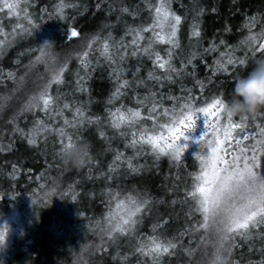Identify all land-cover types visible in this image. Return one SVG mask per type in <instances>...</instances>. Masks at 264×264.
<instances>
[{
    "label": "trees",
    "instance_id": "trees-1",
    "mask_svg": "<svg viewBox=\"0 0 264 264\" xmlns=\"http://www.w3.org/2000/svg\"><path fill=\"white\" fill-rule=\"evenodd\" d=\"M60 3L61 0H20L17 9L19 16H10L9 10L2 7L3 0H0V29L9 34L13 29L20 32L14 43L0 55V77H3L0 79V101L4 96L10 97L7 107L0 110V146H3V150H0V216L5 218L15 212L18 225L24 212H28L32 221L29 223L30 229L33 228V232H27V235L17 228L14 234L13 231L9 235L6 244L0 246V264H146L150 258L132 254L135 239L122 237L117 244L102 245L101 235L95 227L96 221L104 220L110 204L115 210L116 192L120 193V199L131 193L133 196L146 195L152 201L150 211L143 213L138 233L144 238L154 234L162 238H175L177 248L173 254L165 255L162 264H203L213 249L210 244L205 246L202 243L203 229L193 231L200 214H189L192 201L187 196L200 170L199 160L195 156L200 148L185 150L181 159L175 161L167 155L157 158L150 146H146L145 152L133 160L134 164L143 166L139 171L131 172L125 159L119 162L115 173L109 174L116 150L124 153L125 157H132L135 150L128 147L127 140L119 135V131L127 129L118 131L109 124L108 109L114 110L121 105L137 107V96L143 97L149 90L155 91L158 99L164 97V107L177 103L168 97L189 95L187 89H191L198 106H203L206 101L210 103L214 96L228 98L234 77L246 74L257 59L264 58V53L247 52L246 64L231 66L228 73L213 72V66L220 53L229 50L226 46L238 45L247 35V29L243 28L246 18L264 14V0H172L173 9L185 17L180 31L181 48L176 50L173 60L175 66L182 67L181 60L188 56L194 46L202 56L193 62L194 68L188 65L187 73L174 76L172 81H163L162 87L160 83L147 80L148 72L154 70L150 58L129 56L123 64L126 69L124 79H143L147 87L133 82L126 94L111 105L108 99L115 91L116 81L109 63L100 55L99 45H94L90 53V68H83L76 54L83 51L85 40L96 34L104 36L109 31L117 41L124 37L127 44L132 37L125 36V22L133 26L150 22L149 12L143 0H64L66 5L75 6L64 8L63 19L50 18ZM121 7H128L130 11L139 12V15L121 13ZM199 8L205 11L200 17L201 38L197 45V38L190 37V26ZM26 16L39 25L31 35L17 28L18 25L29 26ZM105 25L111 27L105 28ZM226 27L231 31H225ZM72 28L80 36L71 37ZM259 28L257 25L254 30L259 31ZM221 40L226 44H220ZM213 42L218 49L205 53L204 49L210 48ZM46 43H50L46 51L49 56H56L57 66L65 60L69 61L64 83L53 84L51 94L58 97L59 105L67 101L72 107L64 110L63 117L49 119L43 111L37 110L25 113L17 122L25 131L37 119H43L58 129L64 127V117L73 120L78 104L85 108L88 116L100 117L98 124L86 123L75 128L69 125L66 128L73 141L91 144L92 159L81 168H70L63 164L59 155L62 145L58 133H49L46 142L41 136L36 145H30L26 138L14 131L16 124L12 121L15 113L50 78L48 66L36 62V57L41 55L39 49ZM166 47L160 45L157 50L164 55ZM245 54V48H236L237 57H244ZM155 71L157 75L163 73V70ZM9 72L17 78L25 77L24 81H13L8 78ZM77 72L81 76L88 73L83 92L76 91ZM198 80L204 83L203 91L197 84ZM144 114L147 115L146 109ZM258 119L264 123V118ZM145 124L150 128L152 122L145 121ZM254 130L250 128V131ZM101 131L106 135L101 136ZM64 140L67 142V137ZM158 223L160 227L157 233H153V225ZM185 249L193 250L192 254ZM124 256H127V261L121 258ZM262 260L264 240L256 237L252 241H245L237 237L232 264H260Z\"/></svg>",
    "mask_w": 264,
    "mask_h": 264
},
{
    "label": "snow or ice",
    "instance_id": "snow-or-ice-1",
    "mask_svg": "<svg viewBox=\"0 0 264 264\" xmlns=\"http://www.w3.org/2000/svg\"><path fill=\"white\" fill-rule=\"evenodd\" d=\"M143 2L149 12L150 22H141L135 26L125 22V36L132 37L130 42L126 44L124 37L117 41L109 31L104 36L96 34L85 40L83 51L76 54L82 67L90 68V53L94 45H99L100 55L109 63L112 76L116 81L115 91L108 99L110 105L125 95L133 82L147 87L143 79L135 81L124 79L126 69L123 64L129 56L150 58L154 70L148 72L147 80L160 83L161 87L163 81H172L174 76L179 77L182 73H187L188 65L194 68L193 62L197 57L202 56V53L194 46L188 56L181 60L182 67L177 68L173 60L176 50L181 48L180 31L185 17L173 9L172 0H143ZM69 6L74 7L75 5H66L64 0H61L60 5L50 14V18L63 19L64 8ZM2 7L9 10L10 16H19L17 9L20 7V0H12V2L3 0ZM97 7H100L99 3ZM204 11L203 8L196 11L190 26V37L197 38V45L201 38L200 17L203 16ZM120 12L130 13L132 16L139 15V12L130 11L128 7H121ZM25 18L29 26L18 25L17 28L21 29L24 34L31 35L39 25L35 24L30 17ZM257 25L260 26L259 31L254 30ZM109 27L111 26L105 25V28ZM243 28L247 29V35L238 45L226 46L229 50L220 53L213 66V72L228 73L231 66L245 65L247 52L264 53V14L258 13L256 16L247 17ZM225 31H231V29L226 27ZM19 35L20 32L17 29H13L11 34L0 29V55L4 54L6 47L14 43ZM70 35L78 37L80 33L72 28ZM220 44H226V42L221 40ZM160 45L167 46L164 55L157 50ZM49 46L50 43H46L43 48L39 49L41 55L36 57V62H43L48 66L50 78L43 88L31 95L15 113L12 122L16 124L14 131L26 138L30 145H36L41 136L46 142L48 134L56 132L61 137L60 143L63 148L71 146L73 142L72 136L66 132L69 125L75 128L86 123L98 124L100 117L88 116L85 108L78 104L74 109L73 120L69 121L67 117H64V127L58 129L53 128L43 119H37L33 126L25 131L19 127L17 122L20 116L37 110L43 111L49 119H54L56 116L63 117L64 110L72 107L67 101L59 105L58 97L51 94L53 84L64 83V73L69 61L65 60L57 66L56 56H49L46 51ZM239 47L245 48L244 57L235 55V50ZM217 49L218 45L213 42L210 48L204 49V52ZM155 70H163V73L157 75ZM136 72H139V68ZM7 75L8 78L18 83H22L25 79L23 76L17 78L12 72ZM76 75V91L83 92L88 73L81 76L77 72ZM238 76L239 74L236 77ZM197 84L203 91L204 83L198 80ZM186 91L189 95L185 97H168V99L177 101L171 107H164L162 103L164 97L158 99V94L149 90L143 97L137 96V107L121 105L114 110L108 109L109 124L118 131L126 128L127 131H119V135L127 140L128 147L135 150L132 157H125L124 153L116 150L113 163L109 166V174L115 173L117 167L120 166L119 162L125 159L127 168L131 172L139 171L143 166L134 164L133 160L145 152L146 146H150L157 158L167 155L179 161L189 147V144L184 141L194 138L189 134L197 129L198 121L203 118L205 131L196 138L200 150L195 154L199 160L200 170L195 175L192 188L187 191V196L192 201L189 214L194 212L200 214V219L193 231L203 229L202 243L205 246L210 244L216 253H219L225 239L230 241L232 252L236 247L237 237L245 241H252L256 237L264 240V171L260 170L261 160L264 159V123L258 119L264 116L253 120L241 118L234 120L232 116L225 114L224 99L221 96H214L210 103L206 101L203 106H198L196 97L191 94V89ZM9 99V96L2 98L0 110L7 107ZM145 109L147 110L146 116ZM162 118L163 123H161ZM145 121L152 122L150 128L146 126ZM250 128L255 130L250 131ZM100 135L105 136L106 134L101 131ZM65 137H67V142L64 140ZM245 141L248 143L245 144ZM0 150H3V146H0ZM108 178L110 179L111 175ZM109 195H113L111 189H109ZM114 195L115 210L110 204L107 216L103 221H96L95 225L101 235L102 245L104 243L117 244L122 237L135 239L136 245L132 254L150 258L146 264H162L165 255L173 254V250L177 248L175 238H162L157 234L144 238L138 233V225L142 222L143 213L150 211L152 201L146 195L133 196L129 193L123 199H120L119 192ZM159 227V223L153 225V233H157ZM7 233L6 225L0 228V246L6 243ZM185 251H188L190 255L193 252L191 249H185ZM121 258L127 261V256ZM203 264H208V260ZM260 264H264V260Z\"/></svg>",
    "mask_w": 264,
    "mask_h": 264
},
{
    "label": "clouds",
    "instance_id": "clouds-1",
    "mask_svg": "<svg viewBox=\"0 0 264 264\" xmlns=\"http://www.w3.org/2000/svg\"><path fill=\"white\" fill-rule=\"evenodd\" d=\"M225 114L233 118L253 120L264 116V58L255 61L246 73L235 78L230 96L224 99ZM60 159L66 167L81 168L92 159L90 142L75 140L71 146L60 149ZM208 264H232L231 243L224 240L219 253L215 250Z\"/></svg>",
    "mask_w": 264,
    "mask_h": 264
},
{
    "label": "rangeland",
    "instance_id": "rangeland-1",
    "mask_svg": "<svg viewBox=\"0 0 264 264\" xmlns=\"http://www.w3.org/2000/svg\"><path fill=\"white\" fill-rule=\"evenodd\" d=\"M205 131L204 128V124H203V118H201L200 121H198V126L197 129L193 132L190 133L189 135H191L192 137H194L192 140L189 141H184L185 143L189 144L188 149H195V147H199V144L196 142V138H198L200 135L203 134V132ZM187 149V150H188ZM261 171H264V159H262L261 161V167H260ZM17 214L15 212L9 214V216L3 218L2 216H0V228H2L3 226H7L8 229V233H7V239L9 237V235L17 228L18 230H21L22 233H24L25 235L32 233L33 232V228L30 229V222L31 221V214H28V212H24L20 222L17 223L15 222L17 220ZM15 231L12 233L14 234ZM18 238V236H17ZM6 239V241H7ZM6 244V243H5ZM9 248V247H8Z\"/></svg>",
    "mask_w": 264,
    "mask_h": 264
}]
</instances>
